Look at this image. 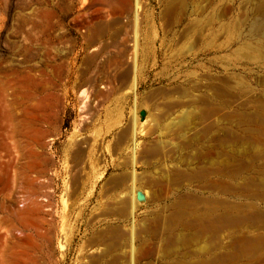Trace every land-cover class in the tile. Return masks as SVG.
I'll return each instance as SVG.
<instances>
[{"label":"rangeland","instance_id":"1","mask_svg":"<svg viewBox=\"0 0 264 264\" xmlns=\"http://www.w3.org/2000/svg\"><path fill=\"white\" fill-rule=\"evenodd\" d=\"M0 264H264V0H0Z\"/></svg>","mask_w":264,"mask_h":264},{"label":"water","instance_id":"2","mask_svg":"<svg viewBox=\"0 0 264 264\" xmlns=\"http://www.w3.org/2000/svg\"><path fill=\"white\" fill-rule=\"evenodd\" d=\"M141 116H142V119H144V117L146 116V110L141 111ZM137 199L138 200H144L145 199V195L141 190H139L137 192Z\"/></svg>","mask_w":264,"mask_h":264},{"label":"built area","instance_id":"3","mask_svg":"<svg viewBox=\"0 0 264 264\" xmlns=\"http://www.w3.org/2000/svg\"><path fill=\"white\" fill-rule=\"evenodd\" d=\"M44 201H46V202H47V201H48V199H47V198H45V199H44ZM45 210H46V211H49V210H50V207H49V206H46Z\"/></svg>","mask_w":264,"mask_h":264},{"label":"bare ground","instance_id":"4","mask_svg":"<svg viewBox=\"0 0 264 264\" xmlns=\"http://www.w3.org/2000/svg\"><path fill=\"white\" fill-rule=\"evenodd\" d=\"M136 78V77H135ZM7 82V81H6ZM1 87H2V85H1ZM3 90V89H2ZM1 90V91H2ZM6 89L4 88V91H5ZM4 91L2 92L3 94H4ZM4 96V95H3ZM5 109V108H4ZM3 110V109H2ZM7 110V109H6ZM4 111V110H3ZM6 112V111H5ZM7 115V114H6ZM40 131V130H39ZM22 133V132H21ZM33 134V133H32ZM37 138H39V137H37ZM108 182V181H107Z\"/></svg>","mask_w":264,"mask_h":264},{"label":"crops","instance_id":"5","mask_svg":"<svg viewBox=\"0 0 264 264\" xmlns=\"http://www.w3.org/2000/svg\"><path fill=\"white\" fill-rule=\"evenodd\" d=\"M34 2H36L37 0H33ZM44 1V0H43Z\"/></svg>","mask_w":264,"mask_h":264}]
</instances>
